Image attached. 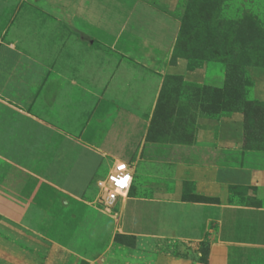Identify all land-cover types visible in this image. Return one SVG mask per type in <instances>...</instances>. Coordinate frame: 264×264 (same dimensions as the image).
Here are the masks:
<instances>
[{
	"label": "crops",
	"instance_id": "obj_1",
	"mask_svg": "<svg viewBox=\"0 0 264 264\" xmlns=\"http://www.w3.org/2000/svg\"><path fill=\"white\" fill-rule=\"evenodd\" d=\"M179 26L148 0H0V217L49 249L48 264L94 263L118 233L209 238L208 264H264V168L226 155L244 150L237 115L197 117L186 142L148 147L158 169L217 202L162 190L102 202L97 181L142 154L150 128L118 103L119 69L130 61L158 71ZM231 188L244 195L231 199ZM3 252L0 264H37Z\"/></svg>",
	"mask_w": 264,
	"mask_h": 264
},
{
	"label": "rangeland",
	"instance_id": "obj_2",
	"mask_svg": "<svg viewBox=\"0 0 264 264\" xmlns=\"http://www.w3.org/2000/svg\"><path fill=\"white\" fill-rule=\"evenodd\" d=\"M148 1L177 19L182 31L158 71L126 61L118 72L116 89L123 95L118 103L150 119L144 151L129 163L134 172L129 194L154 196L162 190L170 197L217 202L199 194L194 181L177 182L172 168L158 169L156 155L148 160V147L186 142L182 134L194 135L197 117L237 115L244 150L226 155L233 164L264 168V0H177L170 8ZM230 192L231 199L244 195L236 188ZM89 195L96 198L98 190L93 187ZM210 244L209 238L191 242L118 233L98 261L69 256L61 264H208ZM0 245L7 251L2 258L37 264L50 258L49 249L1 217Z\"/></svg>",
	"mask_w": 264,
	"mask_h": 264
},
{
	"label": "built area",
	"instance_id": "obj_3",
	"mask_svg": "<svg viewBox=\"0 0 264 264\" xmlns=\"http://www.w3.org/2000/svg\"><path fill=\"white\" fill-rule=\"evenodd\" d=\"M133 180L132 167L128 162L122 160L114 162L108 174L97 181L104 206L111 208L120 198L127 197L131 191Z\"/></svg>",
	"mask_w": 264,
	"mask_h": 264
},
{
	"label": "trees",
	"instance_id": "obj_4",
	"mask_svg": "<svg viewBox=\"0 0 264 264\" xmlns=\"http://www.w3.org/2000/svg\"><path fill=\"white\" fill-rule=\"evenodd\" d=\"M181 31H182V25L180 26L179 33H178V36H177L176 41L178 40ZM131 189H132V188H131Z\"/></svg>",
	"mask_w": 264,
	"mask_h": 264
},
{
	"label": "snow or ice",
	"instance_id": "obj_5",
	"mask_svg": "<svg viewBox=\"0 0 264 264\" xmlns=\"http://www.w3.org/2000/svg\"><path fill=\"white\" fill-rule=\"evenodd\" d=\"M121 167H123V166H121ZM126 179V178H125Z\"/></svg>",
	"mask_w": 264,
	"mask_h": 264
}]
</instances>
